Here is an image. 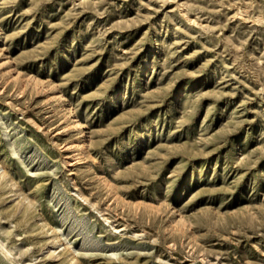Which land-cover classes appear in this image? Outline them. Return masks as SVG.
<instances>
[{"label": "rangeland", "instance_id": "1", "mask_svg": "<svg viewBox=\"0 0 264 264\" xmlns=\"http://www.w3.org/2000/svg\"><path fill=\"white\" fill-rule=\"evenodd\" d=\"M0 33V160L37 210L0 196L20 263L264 264V0H0Z\"/></svg>", "mask_w": 264, "mask_h": 264}, {"label": "bare ground", "instance_id": "2", "mask_svg": "<svg viewBox=\"0 0 264 264\" xmlns=\"http://www.w3.org/2000/svg\"><path fill=\"white\" fill-rule=\"evenodd\" d=\"M2 41V34L0 33V42ZM4 49L0 46V57H3ZM9 58L5 57L0 60V67L5 68L6 70L3 71V77L8 76V79H12L14 81H20L19 72L16 70H11V66L9 65ZM151 66V62H147V68ZM25 82L21 81L20 85L24 86ZM39 83L37 82L36 85ZM22 87V86H21ZM43 90L47 91V86H43ZM118 99V96L114 98V103H116ZM46 100L50 101V103H57L60 105L63 99V95L57 93L52 98H50L49 95L46 96ZM113 103V104H114ZM63 112V117L66 119V125L64 126L68 136H69V143L68 146L71 151L74 153V159L77 162H82L88 158V150H87V142H88V135L84 129V124L80 122L79 119H77V115L73 114V111L70 106H65L61 110ZM58 111L55 110V114H57ZM238 154V156H240ZM3 191H9L10 194H12L15 197L16 201V213L19 215H24V217H27V214H34L37 210L34 208L32 201L22 192L18 189V184L15 182V180L9 175L7 170L5 169L2 161L0 160V196L3 195ZM39 216V215H37ZM46 223H42V229L47 228ZM47 233H51L52 238L50 241L51 248L53 249V252H48V258L49 259H55L62 256L61 252H57L61 247H63V255H67L69 253V246L65 245L66 238L64 237L63 233H58L55 229H52L48 227ZM0 251L5 255V257L13 256L16 260H18L15 255H12V251L8 248V246L5 244L4 240L0 239ZM69 260L67 263L69 264H78V261L74 254H69ZM64 260H62L63 262ZM19 262V260H18ZM19 264H22L19 262Z\"/></svg>", "mask_w": 264, "mask_h": 264}]
</instances>
